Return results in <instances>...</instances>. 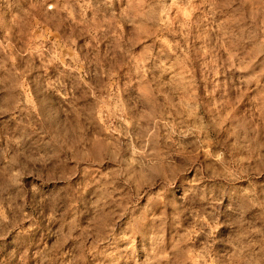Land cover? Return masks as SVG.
I'll return each mask as SVG.
<instances>
[{"label":"rangeland","instance_id":"rangeland-1","mask_svg":"<svg viewBox=\"0 0 264 264\" xmlns=\"http://www.w3.org/2000/svg\"><path fill=\"white\" fill-rule=\"evenodd\" d=\"M0 264H264V0H0Z\"/></svg>","mask_w":264,"mask_h":264}]
</instances>
